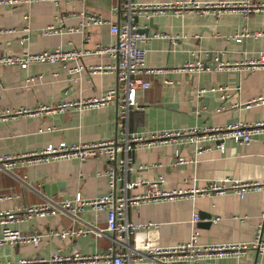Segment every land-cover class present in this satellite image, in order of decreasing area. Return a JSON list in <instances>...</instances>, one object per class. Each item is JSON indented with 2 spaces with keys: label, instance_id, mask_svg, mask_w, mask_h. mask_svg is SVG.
I'll return each mask as SVG.
<instances>
[{
  "label": "crops",
  "instance_id": "crops-1",
  "mask_svg": "<svg viewBox=\"0 0 264 264\" xmlns=\"http://www.w3.org/2000/svg\"><path fill=\"white\" fill-rule=\"evenodd\" d=\"M133 1L143 5L133 15L140 30L149 34L153 31L163 33L146 41V63L166 70L144 75L149 85L137 92L138 106L127 119L129 129L147 131L235 120H264V103L249 102L264 95V68L245 71L229 66L264 51V36L250 34L241 41L234 37L244 27L250 32L264 31V11H252L246 17L240 11L223 10L217 14L215 7L187 8L181 13L167 8L152 13L151 5L161 6L179 0ZM198 1L202 4L211 0ZM119 3L120 0H33L0 4V53L36 52L56 46L79 52L77 57L67 61V66L59 61L32 62L27 67L0 65V112L97 96L109 88L118 87L121 92L115 72L90 71L99 65L116 63L115 56L98 49L114 43L117 36L110 33L109 22L86 24L87 15L91 13L121 22L124 16L117 8ZM150 17L152 26H149ZM196 58L215 68L201 72L177 69L187 60ZM76 65H81V69L70 71L69 67ZM220 85L230 87L224 99L220 97V90L211 89ZM117 119L114 101L81 110L69 108L31 114L5 112L0 117V153L38 151L49 142L61 140L105 139L115 134ZM179 151L187 158L194 157L192 144H183ZM131 154L135 166H145L127 173L128 181H137L128 188L129 195L142 193L148 182L160 175L164 178L160 183L162 189L196 187L225 177L264 179V133L253 135L250 143L228 139L223 150L215 146L206 148L195 160L184 163L175 162L172 144L139 147ZM109 167L106 155L95 154L83 159L59 158L20 163L11 170L0 169V210L20 212L25 205L71 197L76 192L83 197L106 193L111 189L105 174ZM204 211L212 216L210 224L200 219L195 222L201 243H242L245 247L212 255L200 264H264V251L253 244L258 228L264 222V189H250L243 197L226 191L147 201L129 205L127 217L135 222L157 223L148 230V239L166 245L187 241L193 228V213ZM105 223V211L90 208L80 212L77 219L59 213L10 223L11 228L25 233L40 232L42 236L37 247L26 242L3 243L0 245V262L49 257L56 250L60 253H69L73 249L83 254L104 253L112 243L110 231L101 235L89 231L64 237L52 231L88 225L104 227ZM2 227L0 223V233ZM261 240L264 244V228ZM86 264L108 263L97 258Z\"/></svg>",
  "mask_w": 264,
  "mask_h": 264
},
{
  "label": "built area",
  "instance_id": "built-area-1",
  "mask_svg": "<svg viewBox=\"0 0 264 264\" xmlns=\"http://www.w3.org/2000/svg\"><path fill=\"white\" fill-rule=\"evenodd\" d=\"M21 1L33 0H0V4H16ZM54 2L58 0H53ZM143 5L133 0H120L117 8L122 11L124 19L119 22L106 20L95 15H87L86 24H101L109 22V31L117 36V40L107 46L98 49L99 52H107L116 57V63L111 65L96 66L90 69L91 72L104 71L115 72L121 92L117 88H109L105 93L92 97H78L75 99L57 101L51 105L40 104L34 108L18 107L7 111H1L0 117L7 113L31 114L35 111H64L69 108L81 110L84 108L100 107L108 102L114 101L117 107V129L113 136L97 141H58L49 142L42 149L21 153H0V169L11 170L20 163L31 164L40 161H52L59 158L79 157L81 159L95 154L106 155L110 167L105 174L108 177L111 189L103 194L93 197H83L80 192L74 193L71 197L59 200L45 199L43 201L25 205L20 210H0V223L3 225L0 233V245L3 243L18 244L30 243L37 247L40 243L42 233H25L19 229L11 228L10 223L23 221L34 216L56 215L59 213L78 218L80 212L86 208L95 211H105L106 223L104 227L88 225L85 227L60 229L52 231L53 234L79 235L89 231L101 235L104 231L115 232L110 236L112 243L104 253L83 254L77 249L69 253H60L56 250L49 257L35 256L21 258L16 262H5L0 264H86L97 258H103L108 264H137L141 262H152L157 264H170L172 262H183L184 264H200V262L212 255H222L228 251L245 247L244 244L230 243H201L199 241V229L195 222L199 219L198 213H193L191 221L193 228L187 241L174 244H155L148 239V230L157 223L152 221L135 222L127 217L129 205L160 200L174 199L178 197H195L199 194L224 193L233 191L240 197L250 189H264V179L242 180L235 178H222L208 181L205 185L171 189L160 188L163 176L149 181L146 189L139 194H127L137 181H128L126 175L134 168H143L145 165L135 166L132 151L139 147H148L159 144H172L176 163L195 160V157L206 148L213 146L220 150L224 149L225 141L233 139L239 143H250L253 135L264 133V120L252 122L229 121L221 124H202L180 127H162L147 131H133L129 129L127 119L131 111L138 106L137 92L149 85V80L144 75H155L163 73L166 68L161 66H149L146 63L147 46L146 41L151 36H161L163 33L153 31L149 34L140 30L134 21L133 15ZM215 7L217 14L223 10L240 11L246 17L252 11H264V0H211L200 3L198 0H179L164 3L163 5H151L152 13L165 11L172 8L176 12H183L187 8ZM264 36V31H248L245 27L234 35L235 40L241 41L247 35ZM140 42L142 44H140ZM79 55L78 51L65 50L59 46L45 48L40 51L31 52L28 50L16 53H0V65L17 64L20 67H27L32 62H61L67 66V61ZM228 66V65H227ZM239 70L252 71L256 68H264V51L258 55L244 57L235 61L233 65ZM215 66L205 65L200 59L187 60L178 70L201 72L210 70ZM220 68V67H219ZM70 71L77 72L81 65L69 67ZM221 91L220 97L224 99L228 95L230 87L220 85L211 87ZM203 90V89H201ZM249 102L264 103V95L250 99ZM239 103H235L238 105ZM194 146V157L187 158L180 154L179 148L183 144ZM8 196V195H5ZM264 222L258 228L257 236L253 241L261 251H264L261 233Z\"/></svg>",
  "mask_w": 264,
  "mask_h": 264
},
{
  "label": "water",
  "instance_id": "water-1",
  "mask_svg": "<svg viewBox=\"0 0 264 264\" xmlns=\"http://www.w3.org/2000/svg\"><path fill=\"white\" fill-rule=\"evenodd\" d=\"M151 21H152V17L149 18V26H152ZM144 30H146V29H144ZM198 216H199L200 220H202V221L205 220L206 222H208V224L211 223V216H212L211 213L204 211V212L199 213ZM111 236H115V232H111Z\"/></svg>",
  "mask_w": 264,
  "mask_h": 264
}]
</instances>
